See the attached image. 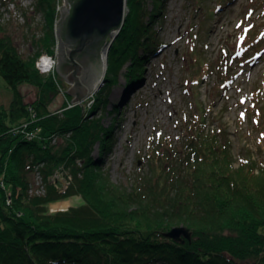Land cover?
<instances>
[{
	"label": "trees",
	"instance_id": "obj_1",
	"mask_svg": "<svg viewBox=\"0 0 264 264\" xmlns=\"http://www.w3.org/2000/svg\"><path fill=\"white\" fill-rule=\"evenodd\" d=\"M164 1L127 0L106 87L93 108L65 104L54 114L47 104L59 92L52 76L37 67L41 55H56L54 0L38 2L46 23L33 38L29 59L6 33L0 12V77L17 90L9 109L0 106V264H264V162L263 178L247 174L246 168L254 171L250 165L233 168L228 132L209 129L207 111L187 122L180 147L167 139L149 152L150 174L130 190L110 183L93 158L96 144L106 149L110 140L101 120L90 114L105 104L129 63L132 85L141 80V51L153 46L151 21ZM23 83L39 88L34 103L24 102L18 90ZM24 124L28 128H20ZM38 130H43L40 141L23 136ZM55 137L61 145H52ZM38 166L46 185L43 197L29 194ZM60 167L72 178L63 194L48 181ZM75 196L82 199L80 206L48 212L51 204ZM180 227L190 240L169 237Z\"/></svg>",
	"mask_w": 264,
	"mask_h": 264
},
{
	"label": "rangeland",
	"instance_id": "obj_2",
	"mask_svg": "<svg viewBox=\"0 0 264 264\" xmlns=\"http://www.w3.org/2000/svg\"><path fill=\"white\" fill-rule=\"evenodd\" d=\"M12 2L16 4L12 5ZM38 2L6 0L0 5L6 33L26 59L34 55L33 38L40 37L46 23L44 11H37ZM54 2L57 20V7H62L64 2ZM147 4L151 12L155 11L152 1ZM126 11L128 14V6ZM151 29L153 46L147 52L141 51L145 55L141 80L132 85L127 69L129 63L121 72L118 83L111 88L107 104L90 114V118L101 120L109 134V147L105 149L101 142L97 143L93 158L100 161L110 183L122 190H130L135 180L137 184L147 178L151 170L149 152L157 147L160 149L161 142L167 139L180 147L191 123L187 122L195 119L202 110L208 113L209 129L227 130L232 143L233 168L240 169L244 163L254 170L250 172L246 168L247 174H258L263 178L260 166L264 162V0H165L161 12L151 21ZM119 35L108 39L105 48L110 52ZM110 52L106 56L101 52L107 71ZM56 56L52 57L54 61L56 58V63L49 75L59 93L49 99L48 111L54 114L65 104L67 109L76 106H84L85 110L93 108L97 93L75 104L65 92L71 85L58 73ZM18 88L26 104L34 103L40 97L39 88L32 84L23 83ZM124 90V96L118 97ZM16 92L6 87L0 77V106L9 109ZM241 113H244L243 119ZM26 126L20 128L26 129ZM18 130L15 132L20 133ZM30 133L33 135L31 141H40L38 138L43 130ZM30 133L23 136L27 138ZM61 144L57 137L52 141V145ZM40 167L31 175L35 188H39L41 182L45 183L38 172ZM60 172L66 170L58 168L48 179L50 184L63 186L72 180ZM37 196L43 197V194L40 192ZM82 203L78 196L69 197L51 204L47 210L54 214ZM184 239L191 238L181 236V240Z\"/></svg>",
	"mask_w": 264,
	"mask_h": 264
},
{
	"label": "water",
	"instance_id": "obj_3",
	"mask_svg": "<svg viewBox=\"0 0 264 264\" xmlns=\"http://www.w3.org/2000/svg\"><path fill=\"white\" fill-rule=\"evenodd\" d=\"M66 3L72 5L70 12L62 7L63 17L56 23L57 71L71 85L65 92L73 98V103H81L97 84L105 82L101 52L108 39L122 31L127 0H66ZM95 66L98 73L88 85L86 76H89V68ZM181 236L191 238L184 227L175 228L169 234L177 242L181 241Z\"/></svg>",
	"mask_w": 264,
	"mask_h": 264
},
{
	"label": "built area",
	"instance_id": "obj_4",
	"mask_svg": "<svg viewBox=\"0 0 264 264\" xmlns=\"http://www.w3.org/2000/svg\"><path fill=\"white\" fill-rule=\"evenodd\" d=\"M63 2H64V5L62 7L65 8V11L67 13H69L70 12V8L72 7L71 3H66V0H63ZM14 3L12 2V5H14ZM62 7H60V6L57 7V17H58L57 20H56L57 22H59L62 19V17H63V12L61 10ZM42 58H45V57H42ZM42 58L38 62L39 63V66H38V63H37L38 69L40 70V72L42 74H49V73H51L54 70V67L51 68V69H48L47 71H45V69H47V65L44 64V60ZM55 63H56V61H55ZM31 137H33V135H31V133L30 134H27V138H29L31 140ZM60 174H65L67 176L68 172H60ZM67 178H68V176H67ZM70 179H71V177H70ZM43 184L44 183L41 182V184H39V188H35V186L32 185L33 186V192L31 194L32 195H37V194L40 195V192H41L43 195H45V193H46V191H45L46 190V187ZM69 184H70V182H67L66 185H63V186L56 185V187H57V189H58L59 192L64 193L69 188Z\"/></svg>",
	"mask_w": 264,
	"mask_h": 264
},
{
	"label": "bare ground",
	"instance_id": "obj_5",
	"mask_svg": "<svg viewBox=\"0 0 264 264\" xmlns=\"http://www.w3.org/2000/svg\"><path fill=\"white\" fill-rule=\"evenodd\" d=\"M110 51H109V49L108 48H104V50H103V55L104 56H106V55H108V53H109ZM105 72H106V76H107V70H105ZM105 76V77H106ZM106 82H103V83H101V86H99L100 85V83H99V85L97 84V86H95V89L93 90V92H90V94L88 95V97L87 98H89L91 95H93V94H95V93H97V95L100 93V91H103L104 89H105V87H106V84H105ZM99 87H100V90L98 91L97 89H99ZM124 93H125V90L123 91V92H120L119 94H118V97H122V96H124ZM160 95H161V97L162 96H164V93H163V91L161 90L160 92ZM110 96V95H109ZM159 97V96H158ZM85 100V99H84ZM83 100V101H84ZM75 104H79V103H75ZM105 104H107V99H105ZM82 107H84V106H82ZM60 113H62V111H60ZM45 184V183H44ZM33 192V186H32V182H31V185H30V188H29V193L31 194ZM37 197V196H36Z\"/></svg>",
	"mask_w": 264,
	"mask_h": 264
},
{
	"label": "flooded vegetation",
	"instance_id": "obj_6",
	"mask_svg": "<svg viewBox=\"0 0 264 264\" xmlns=\"http://www.w3.org/2000/svg\"><path fill=\"white\" fill-rule=\"evenodd\" d=\"M44 55H42V56H44ZM56 55H57V53H56ZM93 64H94V62H93ZM88 73H89V76H86V81H87L88 85H90V83L93 81V79L96 77V75L98 73V68L96 66L95 67H92V68H89ZM61 77L67 83V79L64 78L63 74H62Z\"/></svg>",
	"mask_w": 264,
	"mask_h": 264
},
{
	"label": "clouds",
	"instance_id": "obj_7",
	"mask_svg": "<svg viewBox=\"0 0 264 264\" xmlns=\"http://www.w3.org/2000/svg\"><path fill=\"white\" fill-rule=\"evenodd\" d=\"M44 60V62L46 61L47 62V69H45V71H47L48 69H51L54 67L55 65V61L52 60L51 58H42ZM45 64V63H44ZM38 66H39V63H38Z\"/></svg>",
	"mask_w": 264,
	"mask_h": 264
},
{
	"label": "snow or ice",
	"instance_id": "obj_8",
	"mask_svg": "<svg viewBox=\"0 0 264 264\" xmlns=\"http://www.w3.org/2000/svg\"><path fill=\"white\" fill-rule=\"evenodd\" d=\"M240 25H238V27H239ZM245 31H247V30H245ZM241 42H243V40H244V37L242 36L241 38ZM45 63V65H47V62L45 61L44 62ZM244 101H242V103H243ZM241 118L243 119L244 118V113H241Z\"/></svg>",
	"mask_w": 264,
	"mask_h": 264
}]
</instances>
